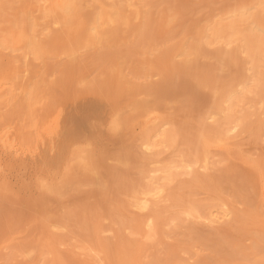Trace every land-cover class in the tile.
<instances>
[{"label":"rangeland","instance_id":"1","mask_svg":"<svg viewBox=\"0 0 264 264\" xmlns=\"http://www.w3.org/2000/svg\"><path fill=\"white\" fill-rule=\"evenodd\" d=\"M263 41L264 0H0V264H264Z\"/></svg>","mask_w":264,"mask_h":264},{"label":"bare ground","instance_id":"2","mask_svg":"<svg viewBox=\"0 0 264 264\" xmlns=\"http://www.w3.org/2000/svg\"><path fill=\"white\" fill-rule=\"evenodd\" d=\"M99 1H100V0H99ZM101 1H102V0H101ZM101 4H102V3H101ZM110 6H111V5H110ZM78 7H79V6H78ZM125 7H126V6H125ZM125 7L120 8V9H117V11L114 12L117 16L120 17V18H119V17H118V18L116 17L117 19L121 20V17H123V15L125 14V12L127 13V10L130 11V9H128V8H127V10H126ZM127 7H128V6H127ZM79 8H80V7H79ZM52 10H53V9H52ZM52 10H51V11H52ZM80 11H81V10H80ZM45 13H46V12H45ZM50 13H51V12H50ZM101 13L104 15V16H102V15L100 14V15L102 16V18H104V19H102V21L104 20L102 24H105L104 22L108 21V16H110L109 14H112V12H111V11L104 10L103 12L101 11ZM53 14H54V12L52 13V15H53ZM45 15H46V14H45ZM55 15H57V14L55 13ZM43 16H44V14H43ZM43 16H42V18H43ZM47 16H49V18H46V19H48V22H49V23H46V24H51L49 27H53L52 25H54V23H55V25L58 23L57 25L59 26V23H61V24L64 23V24L66 25V23L71 22V21H69V19H68L66 16H64V15H62V16H61V15H58L59 18H57V19L55 20V22L53 23V21H54L53 18H55V16H54V17H53V16L51 17V15H46V16H44V17H47ZM256 16H257V15H256ZM256 16H255V19H256ZM50 17H51V18H50ZM56 17H57V16H56ZM110 17H111V16H110ZM124 17H125V16H124ZM249 17H250V16H249ZM249 17H248V18H249ZM50 19H51V20H50ZM100 19H101V18H100ZM246 19H247V18H246ZM96 20H97V19H96ZM109 20H110V19H109ZM248 20H250V19H248ZM50 21H51L52 23H51ZM110 21H111V20H110ZM117 21H118V20H117ZM243 21H244V20H243ZM46 22H47V21H46ZM74 22H75V21H74ZM112 22H116V21H112ZM246 22H247V21H246ZM108 23H109V22H108ZM110 23H111V22H110ZM102 24H101V22H100V25H102ZM106 24H107V23H106ZM111 24H115V23H111ZM118 24H119V23H118ZM67 25H68V24H67ZM217 25H218V24H217ZM224 25H225V24H224ZM239 25H240V24H239ZM44 26H45V25H44ZM61 26H62V25H61ZM97 26H98V25H97ZM225 26H226V25H225ZM228 26H229V25H228ZM228 26H227L226 29H228ZM231 26H232V25H231ZM237 26H238V25H237ZM49 27H48V28H47V26H46V28L44 27L45 30H46V29H47V30L43 33V30H44V29H42L41 32H42L43 34H45V33L50 29ZM105 27H107V26H105ZM105 27L102 26V28H105ZM220 27H221V26H220ZM234 27H235V26H234ZM234 27H233V28L230 27V28H231L230 31H232V32L234 33V37H235V35H236L235 32H236V31L234 32ZM57 28H58V27H57ZM57 28H56V29H57ZM98 28H99V27H98ZM102 28L100 27L99 29H102ZM218 28H219V27H218ZM223 28H224V27H223ZM221 30H222V29H221ZM221 30H220V31H221ZM92 31H93V30H92ZM99 31H100V33H99ZM99 31H94V33H92L94 39H95V38H98L97 36H98L99 34H101V31H102V30H99ZM218 31H219V30H218ZM247 31H248V30H247ZM36 32H38V30H37ZM36 32H35V37H34V38H36V37L38 38V37H39V36H38V33H36ZM228 32H229V29H228ZM232 32H231V34H232ZM39 33H40V31H39ZM221 33H222V31H221ZM237 33H238V30H237ZM40 34H41V33H40ZM43 34H41V35H43ZM48 34H49V31L47 32V35H46V34H45V35L48 36ZM218 34H220V33H218ZM227 34H228V33H227ZM240 34H241V33H240ZM249 34H250V33H249ZM36 35H37V36H36ZM223 35H226V34L224 33ZM232 35H233V34H232ZM237 35H238V34H237ZM245 35H246V34H245ZM46 36H45V37H46ZM49 36H50V35H49ZM99 36H100V35H99ZM227 36H228V35H227ZM42 37H43V36H42ZM234 37H233V38H234ZM99 38H100V37H99ZM99 38H98V39H99ZM240 38H243L242 35H241ZM256 38H257V37H256ZM258 38H259V37H258ZM224 39H225V38H224ZM228 39L231 40V38H228ZM39 40H40L39 43L41 44V43H42V42H41L42 40H41V39H39ZM96 40H97V39H96ZM238 40H239V39H238ZM240 40L243 41V39H240ZM262 40H263V39H262ZM250 41H251V40H250ZM258 41H259V40H258ZM32 42H33V41H31V43H32ZM247 42H248V41H247ZM263 42H264V41H263ZM251 43H252V42H251ZM261 43H262V42H261ZM46 44H47V42H46ZM249 45H250V44H249ZM254 45H255V44H254ZM254 45L251 44V45H250L251 47H250V46H248V47H250L251 50H252V48H253L252 46H254ZM37 46H39V44L36 45V42H34L33 47H32V45H31V48H32L31 50H33V49H34V51L38 50V51H37V54H38V52H39V48H37ZM41 47L43 48L42 45L40 46V48H41ZM190 47H191V46H190ZM197 47H198V46H197ZM197 47H196V48H197ZM234 48H235V47H234ZM240 48H241V47H240ZM186 49H187V48H186ZM188 49H189V48H188ZM180 50H181V49H180ZM190 50H191V49H190ZM242 50H243V47H242ZM246 50H247V49H246ZM248 51H249V50H248ZM256 51H257V50H256ZM181 52H182V51H181ZM185 52L188 53V51H185ZM185 52H183V53H185ZM34 53H36V52H34ZM187 53H186V54H187ZM236 53H237V52H236ZM257 53H258V52H257ZM33 55H34V54H33ZM181 56H182V55H181ZM254 56H255V55H254ZM182 57H183V56H182ZM185 60H186V59H185ZM253 60H254V59H253ZM186 62H187V60H186ZM184 63H185V62H184ZM255 63H256V62H255ZM259 70H260V69H259ZM253 72H254V69H253ZM257 73H258V72H257ZM239 74H240V73H239ZM241 78H242V77H241ZM261 88L263 89L264 87H261ZM262 92H263V91H262ZM225 95H226V93H225ZM225 95H224V98H225ZM221 98H222V97H221ZM221 98H220V99H221ZM228 99H229V98H228ZM218 101H219V100H218ZM220 102H221V101H220ZM217 104H218V103H217ZM220 105H222V104L220 103ZM219 108H220V107H219ZM219 108H218V109H219ZM214 109H215V107H214ZM214 109H213V110H214ZM216 110H217V109H216ZM217 111H218V110H217ZM215 112H216V111H215ZM101 113H102V111H101ZM220 113H221V112H220ZM98 114H99V113H98ZM218 114H219V113H218ZM85 115H86V114H85ZM85 115H83V116H85ZM90 115H91V114H90ZM90 115H87V117H86L87 119L89 118V120H86V122L89 121L88 123H90V121H91V123H92V121H93V120L90 119V117H93V116H90ZM93 115H94V114H93ZM96 115H97V114H96ZM215 115H216V114H215ZM227 115H228V114H227ZM230 115H231V114H230ZM89 116H90V117H89ZM94 116H95V115H94ZM83 118H84V117H83ZM98 119H99V121H100V118H98ZM229 119H230V118H229ZM94 120L97 121V118H96V119L94 118ZM223 120H225V119H223ZM226 120H227V119H226ZM96 121H94V123H96ZM223 122H224V121H223ZM223 122H220V123H223ZM225 122H226V121H225ZM81 123H82V122H81ZM88 123H87V124H88ZM91 123H90V126L87 125L86 127H88V128L91 127L92 129H87V131H88V130H93V125H92ZM94 123H93V124H94ZM97 123H98V122H97ZM108 124H109V123H108ZM73 125H74V124H73ZM91 125H92V126H91ZM98 125H99V123H98ZM98 125H96V127H94V128H95V129H96V128L99 129L100 125H99V126H98ZM106 125H107V124H106ZM113 125H114V124H113ZM111 126H112V125H111ZM101 127H102V125H101ZM104 127H105V126H104ZM102 128H103V127H102ZM108 128H109V127H108ZM106 129H107V127H106ZM112 129H113V126H112ZM157 129H158V128H157ZM77 130H78V129H77ZM83 130H84V129H83ZM83 130L81 129V133L85 132L84 134H86L87 131H86V130L83 131ZM96 130H97V129H96ZM100 130H101V129H100ZM97 131H98V130H97ZM102 131H103V130H102ZM102 131H101V132H102ZM157 131L159 132V130H157ZM93 132H94V131H93ZM93 132H91L90 134H92ZM99 132H100V131H99ZM101 132H100V133H101ZM87 133H88V132H87ZM95 133H96V132H95ZM84 134H83V136H84ZM90 134H88V135H90ZM88 135H86V136H88ZM96 135H97V134H96ZM159 135H160V134H159ZM81 136H82V135H81ZM86 136H85V137H86ZM90 136H93V135H90ZM90 136H89V137H90ZM85 137H83V138H85ZM89 137H87V138H89ZM81 138H82V137H81ZM91 138H92V137H91ZM150 140H152V139H150ZM122 141H123V140H122ZM146 141H147V140H146ZM75 142H76V141H75ZM113 143H114V142H113ZM118 143H119V142H118ZM125 143H126V142H125ZM125 143H124V144H125ZM147 143H148V142H147ZM146 145H147V144H146ZM146 145H145V146H146ZM151 145H152V144H151ZM151 145L149 144L148 147H146V151H149V150L151 149V148H149V146H151ZM75 146H76V145H75ZM118 146H119V145H118ZM118 146H117V147H118ZM73 147H74V146H73ZM77 147H78V146H77ZM87 148H88V147H87ZM73 149H74V148H73ZM73 149H72V150H73ZM77 149H81L80 151L83 150V149L81 148V146H80V148L78 147ZM84 150H85V149H84ZM78 151H79V150H78ZM82 152H83V151H82ZM82 152H81V153H82ZM79 153H80V152H79ZM80 157H81V156H80ZM94 157H95V156H94ZM81 158H82V157H81ZM82 160H83V158H82ZM139 202H141V201H139ZM145 202H147V201H145ZM141 204H142V203H141ZM138 206H139V205H138ZM138 206H137V207H138ZM140 206H141V205H140ZM143 206H144V204H143ZM145 207H146V206H145ZM145 207H144V208H145ZM217 213H218V212H217ZM227 217H228V214H227V213H224V214H221V215H217V214L212 213L211 215L208 216L207 221H208L209 224H212V226H213V225H214V226H218L219 224L223 223L224 220H225Z\"/></svg>","mask_w":264,"mask_h":264}]
</instances>
